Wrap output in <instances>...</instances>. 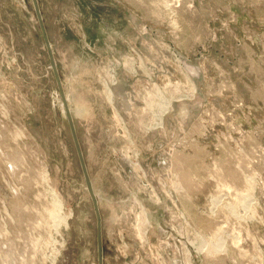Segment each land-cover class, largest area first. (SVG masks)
Returning <instances> with one entry per match:
<instances>
[{
	"label": "rangeland",
	"instance_id": "1",
	"mask_svg": "<svg viewBox=\"0 0 264 264\" xmlns=\"http://www.w3.org/2000/svg\"><path fill=\"white\" fill-rule=\"evenodd\" d=\"M0 264H264V0H0Z\"/></svg>",
	"mask_w": 264,
	"mask_h": 264
},
{
	"label": "bare ground",
	"instance_id": "2",
	"mask_svg": "<svg viewBox=\"0 0 264 264\" xmlns=\"http://www.w3.org/2000/svg\"><path fill=\"white\" fill-rule=\"evenodd\" d=\"M161 119H162V118H161ZM55 197H56V195H55ZM59 203H61V202H58V204H59ZM58 204H56L57 206H59L58 208H60L61 210H64V206H63L62 204H59V205H58ZM56 216H57V215H56ZM60 216H61V215H60Z\"/></svg>",
	"mask_w": 264,
	"mask_h": 264
}]
</instances>
